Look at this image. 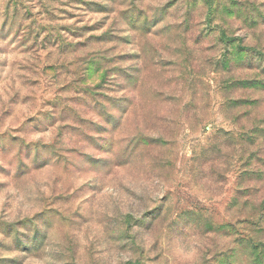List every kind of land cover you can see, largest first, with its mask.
Returning a JSON list of instances; mask_svg holds the SVG:
<instances>
[{
    "label": "rangeland",
    "instance_id": "1",
    "mask_svg": "<svg viewBox=\"0 0 264 264\" xmlns=\"http://www.w3.org/2000/svg\"><path fill=\"white\" fill-rule=\"evenodd\" d=\"M0 264H264V0H0Z\"/></svg>",
    "mask_w": 264,
    "mask_h": 264
}]
</instances>
